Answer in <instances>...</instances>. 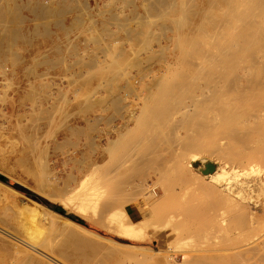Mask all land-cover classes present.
I'll return each mask as SVG.
<instances>
[{
    "label": "rangeland",
    "instance_id": "obj_1",
    "mask_svg": "<svg viewBox=\"0 0 264 264\" xmlns=\"http://www.w3.org/2000/svg\"><path fill=\"white\" fill-rule=\"evenodd\" d=\"M263 46L264 0H0V173L7 178L3 182L19 192L12 194L0 185V227L5 229L0 232V264H37L15 248L23 246L21 238L40 242L42 252L64 264H264L262 206L248 205L261 214L257 228L242 223L235 238L233 225L242 210L214 200L193 183L196 172L202 173L210 163H224L212 151L217 137H202L204 150L191 160V180L165 169L182 141L139 143L147 163L137 165L140 168L126 164L121 173L123 182L128 179L126 186L132 181L155 186L156 201L148 205L154 218L132 222L143 235L149 234L147 238L113 231L100 196L90 202V218L46 196L59 191L66 198L69 191L83 188L92 166L107 162L108 137H116L112 131L122 127L139 100L129 80L145 73L160 75L163 69L168 77H192L198 84L220 61H261L253 68L238 65L236 72L249 68L264 76ZM167 63L172 64L169 70L162 68ZM129 124L136 128L133 143L149 123L140 119ZM170 125L159 128L170 134ZM124 150L116 146L113 155L121 158ZM179 160L177 166L185 169L186 159ZM159 177L169 190L155 184ZM99 180L100 174L92 179ZM259 193L264 197V191ZM24 195L47 207L46 203L61 205L86 222L80 225L116 243L78 231L61 218H54L49 234L36 236L15 206L27 201ZM140 200L145 201L130 198L117 206L127 212L129 204ZM183 207L192 208L195 217H187L193 211L188 214ZM98 212L105 227L93 218ZM181 220L185 225L178 223ZM164 221L177 231L163 228L165 241L157 244L151 230L159 229L150 223ZM187 222L195 225L189 228Z\"/></svg>",
    "mask_w": 264,
    "mask_h": 264
},
{
    "label": "bare ground",
    "instance_id": "obj_2",
    "mask_svg": "<svg viewBox=\"0 0 264 264\" xmlns=\"http://www.w3.org/2000/svg\"><path fill=\"white\" fill-rule=\"evenodd\" d=\"M260 63L261 61H247L244 63L220 61L215 66L216 68L214 67L215 70L210 72V75L202 78V82L198 84L193 83L194 79L192 77H168L166 72L161 71L163 69L158 70V72H161L160 75H156V73L154 75L145 73L136 77V79L129 80L128 87L130 90L137 91V98L139 100L136 103L135 109L130 116L127 117L122 127L114 128V131H112L116 134V137H108L109 145L107 149L111 154H109L110 157L107 162L98 166H92V172L87 175V181H84L82 184L83 188L69 191L67 193L69 196L66 198L64 192L59 191H56V193L46 192V196L52 201H61V204L66 205L68 209H73L88 218H90L89 210L93 206L90 202H92V199L94 200L96 197L100 196V200L102 199L104 201L103 213H105V211L109 213V220L111 219L114 225L110 226L113 228V231L120 234L129 233L133 237L147 238L149 234L143 235L139 226H137L136 223L132 224L134 220L129 217L128 212L120 206H117L120 205L119 203H121V201L129 200L130 198H143L148 204L153 205L152 201L155 200V196L157 195L155 186H149V184L142 185V181L141 185H136V183L134 185V181H132L127 186L128 179L126 182H123L121 171L126 168V164H135L136 168H140L139 166L144 165L145 162L147 163V155H141L142 150L139 148V143L153 145L155 143H160V141L163 143L165 139L182 141L183 145L176 146L177 148L172 150L171 156L168 159L166 157L167 164L165 165V169L171 175L175 173L187 180H191L190 177H188L192 172L191 160L199 157L198 154L200 149L201 151L204 150L202 148L205 146L203 145L205 142H201L202 137H217L216 140L213 139L217 142L212 151L216 153V157L220 158L222 162L229 163L230 165L227 166L226 163H223L215 167L210 163L207 172H196L197 176L195 177H197V181H193V183H196L198 189L214 200L232 203L242 210V212L238 211L236 213V223L233 225L236 228L231 234L233 237L237 238L240 235V232L235 231L240 229V224L242 223H246L251 229L257 228L258 216L261 214H259L258 210L255 211V207L248 205H261L262 214H264V197H260L259 193L260 189L264 191V76L256 72L251 73L248 70L249 68H244V73L238 74L236 68L238 65L253 68L255 65H260ZM171 66V63H167V65H164L162 68L169 70ZM184 98L188 99L183 100ZM140 119H144L149 124L142 129L143 132H141L137 140L132 143L130 138L136 128L129 123L132 120L137 124ZM164 124L166 126L171 124L168 129L170 134L159 128ZM154 126H156L155 129ZM157 128H159V130H157ZM112 132H109V134H112ZM143 144L141 147H143ZM116 146H121L125 149V156L116 158L113 155ZM196 149L199 151L197 152ZM205 151L206 153L208 152L206 149ZM188 152H192L190 156H187L189 155ZM205 157L207 156L205 155ZM179 158L186 159L185 169L183 167L180 169L177 166ZM231 169L232 171H230ZM130 173L131 171L129 174ZM96 174H100V180L93 182L92 179ZM129 174L126 176L129 177ZM132 176L130 175V178H133ZM143 182H146V180ZM158 183L162 184L165 191L169 190V188L164 185L162 177H159L158 182L155 184ZM0 185L12 194H19L14 187L1 180ZM24 197L27 201L17 203L15 206L17 207L18 213L22 216V219L27 222V229H30L34 234L36 233V236L39 234L43 235L44 231H46L45 234H49L47 230L50 226H53V220H56L54 218H61L64 220V223L76 228L78 231L94 235L103 241L107 240L111 241V243H116L115 240H108L72 221L70 218L63 217L62 214L33 198L26 195H24ZM192 197H190V199ZM194 200L193 197V201ZM185 209L190 210L192 208ZM192 211L193 210L186 212L190 214ZM196 212L197 211H195V215ZM99 213L100 212L95 214L93 218L99 220L96 221L102 224ZM187 213L185 217L188 215ZM193 213L194 211L187 217H195ZM181 215L184 217V214ZM109 220L107 221L108 223ZM182 222L183 220L178 223L185 225ZM150 224L157 229H173V223L169 225L165 221L164 223L152 222ZM181 224L180 226L177 225L178 227L174 225V228H182ZM193 224L194 222L188 223L189 228L193 227ZM212 224H214V222ZM102 225L105 227L104 224ZM52 229L54 228L52 227ZM4 230V228L0 227L1 233L5 232ZM51 233L54 234L55 231H50V234ZM32 236L36 237L35 235ZM10 237L14 239L13 235ZM0 238H3V236H0ZM25 239L27 238L25 237ZM28 240L21 238L19 241L23 246L18 245L15 247L17 251L31 255L32 260L37 264H64L60 261V258L57 259L51 254L42 252V249L38 247L40 242H37L36 245L34 244L36 240L31 242ZM229 244L230 243H228L227 247L229 248L228 250L231 251ZM120 245L142 249V247H138L134 244ZM38 254L42 256L40 257Z\"/></svg>",
    "mask_w": 264,
    "mask_h": 264
},
{
    "label": "crops",
    "instance_id": "obj_3",
    "mask_svg": "<svg viewBox=\"0 0 264 264\" xmlns=\"http://www.w3.org/2000/svg\"><path fill=\"white\" fill-rule=\"evenodd\" d=\"M148 205L150 204L143 200L129 204V206L126 207L129 217L134 221H142L154 218L151 216V209ZM166 232L167 231H165L163 228L159 230H151L153 241L157 244L163 243L165 241Z\"/></svg>",
    "mask_w": 264,
    "mask_h": 264
},
{
    "label": "trees",
    "instance_id": "obj_4",
    "mask_svg": "<svg viewBox=\"0 0 264 264\" xmlns=\"http://www.w3.org/2000/svg\"><path fill=\"white\" fill-rule=\"evenodd\" d=\"M0 180H2V181H7V178H6L4 175H2V174L0 173ZM46 204H47L51 209L57 211L58 213H60V214H62V215H66V216H68L69 218H71L72 220H74V221H76V222H78V223H80V224H84V225H86V222H85L82 218H80L79 216H76V215H74V214H68V213L65 211V209H64L61 205H56V204H53V203H46Z\"/></svg>",
    "mask_w": 264,
    "mask_h": 264
},
{
    "label": "water",
    "instance_id": "obj_5",
    "mask_svg": "<svg viewBox=\"0 0 264 264\" xmlns=\"http://www.w3.org/2000/svg\"><path fill=\"white\" fill-rule=\"evenodd\" d=\"M207 170H208V169H205L204 172H207ZM71 220H72V219H71ZM72 221H74V220H72ZM74 222H75V221H74ZM76 223H78V222H76ZM78 224H79V223H78ZM79 225H80V224H79Z\"/></svg>",
    "mask_w": 264,
    "mask_h": 264
}]
</instances>
